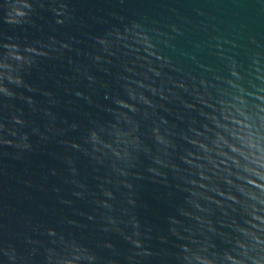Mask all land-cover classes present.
Segmentation results:
<instances>
[{"label": "water", "instance_id": "obj_1", "mask_svg": "<svg viewBox=\"0 0 264 264\" xmlns=\"http://www.w3.org/2000/svg\"><path fill=\"white\" fill-rule=\"evenodd\" d=\"M0 264H264V0H0Z\"/></svg>", "mask_w": 264, "mask_h": 264}]
</instances>
